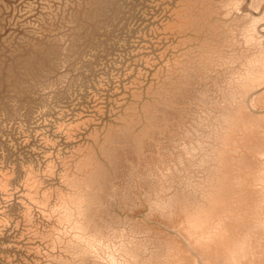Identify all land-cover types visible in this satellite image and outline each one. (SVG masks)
<instances>
[{"label": "rangeland", "instance_id": "1", "mask_svg": "<svg viewBox=\"0 0 264 264\" xmlns=\"http://www.w3.org/2000/svg\"><path fill=\"white\" fill-rule=\"evenodd\" d=\"M0 264H264V0H0Z\"/></svg>", "mask_w": 264, "mask_h": 264}]
</instances>
